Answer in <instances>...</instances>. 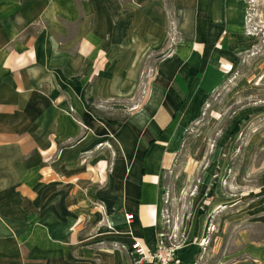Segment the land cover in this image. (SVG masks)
I'll list each match as a JSON object with an SVG mask.
<instances>
[{"label":"crops","instance_id":"obj_1","mask_svg":"<svg viewBox=\"0 0 264 264\" xmlns=\"http://www.w3.org/2000/svg\"><path fill=\"white\" fill-rule=\"evenodd\" d=\"M247 16V0H0V264H131L135 242L156 249L163 165L250 52ZM171 20L181 39L146 110L113 117ZM249 213L264 226V192ZM243 254L264 264V238Z\"/></svg>","mask_w":264,"mask_h":264},{"label":"rangeland","instance_id":"obj_2","mask_svg":"<svg viewBox=\"0 0 264 264\" xmlns=\"http://www.w3.org/2000/svg\"><path fill=\"white\" fill-rule=\"evenodd\" d=\"M247 3L250 52L222 75L162 168L164 241L179 252L198 247L193 264L246 262V242L264 238V226L249 218L264 192V0ZM167 34L160 55L144 60L136 89L113 98V117L146 110L158 63L181 39L178 23Z\"/></svg>","mask_w":264,"mask_h":264},{"label":"built area","instance_id":"obj_3","mask_svg":"<svg viewBox=\"0 0 264 264\" xmlns=\"http://www.w3.org/2000/svg\"><path fill=\"white\" fill-rule=\"evenodd\" d=\"M127 221H132V216H127ZM179 248L169 247L164 241L163 228L158 233V243L155 250L148 249L144 244L135 242L132 246L131 255L134 257L133 264H180Z\"/></svg>","mask_w":264,"mask_h":264}]
</instances>
